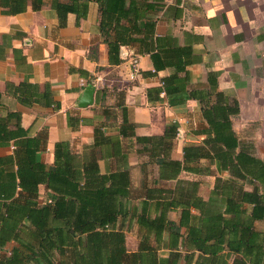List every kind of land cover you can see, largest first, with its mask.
<instances>
[{
    "label": "crops",
    "instance_id": "0c3cea01",
    "mask_svg": "<svg viewBox=\"0 0 264 264\" xmlns=\"http://www.w3.org/2000/svg\"><path fill=\"white\" fill-rule=\"evenodd\" d=\"M45 1L38 11L28 7L17 14L0 13V116L7 112L20 116L27 136L40 138L35 159L46 166L53 162L55 142L63 141L82 162L97 157L102 174L126 170L128 216L116 224L124 232L126 251L138 252L148 241L158 258H166L171 252L164 245L168 231L164 229L158 239L154 231L138 224L136 215L148 207L156 217L162 209L155 202L161 200L157 196L170 195L178 179L196 182V193L208 200L217 178L222 182L233 176L210 158L200 159L198 173L181 171L176 179L159 176L150 144L137 142L135 136L162 135L166 126L176 123L170 158L182 160L184 145H207L213 134H207L197 100L169 105L163 93L160 100L148 99L147 89L175 73L187 77L185 84L174 83H182L187 91L208 88L215 80L216 90L225 97L223 106L237 109L229 115L237 148L264 162V0H112L120 10L105 16L100 5L104 0H90L85 17L76 24L70 13L62 27L50 0ZM102 17L111 19L108 39L121 33L125 40L117 64H109ZM118 17L122 21L116 24L112 20ZM172 50L181 54H171ZM181 64L185 71H177ZM134 67L138 72L131 79ZM89 84L94 86L92 103L79 106ZM131 129L135 135L121 133ZM13 151V140L0 145V160ZM5 167L16 171L17 165L13 161ZM3 168L0 161V172ZM237 181L247 192L255 186L258 192L264 189L253 178ZM46 192L40 184L39 202ZM251 207L245 204L247 212ZM180 209H167L166 218L178 222ZM252 228L264 232V217L255 219ZM129 238L134 239L132 248ZM183 257L176 264H185ZM233 257H227L228 264Z\"/></svg>",
    "mask_w": 264,
    "mask_h": 264
},
{
    "label": "trees",
    "instance_id": "16d2710c",
    "mask_svg": "<svg viewBox=\"0 0 264 264\" xmlns=\"http://www.w3.org/2000/svg\"><path fill=\"white\" fill-rule=\"evenodd\" d=\"M89 4L90 0L49 1L60 27L67 24L70 13L75 15L77 24L87 14ZM45 5V0H0V13L17 14L28 7L38 11ZM100 5L104 16L105 12L120 10L112 0ZM112 21L118 24L122 19ZM110 23L108 17L100 19L112 65L121 61L119 48L125 40L121 33L108 39L106 28ZM172 51L171 54H181ZM176 68L185 71L184 64ZM186 78L177 73L164 78L160 86L147 89L148 99L160 100L163 93L169 105L197 100L212 139L206 140L207 145H184L182 160L170 158L176 123L166 126L162 135L135 136V140L150 144V155L162 178L176 179L181 171L198 173L202 158L213 159L218 169L229 171L235 178L222 182L217 178L208 200L196 193V182L178 179L170 195L157 196L161 200L155 202L162 209L156 217L149 214L148 207L136 215L138 224L154 231L158 239L164 229L168 231L164 245L170 255L158 258L156 248L148 241L139 245L138 252L127 253L124 232L116 227L119 220L128 216L126 170L102 174L97 157L82 162L63 141L55 142L53 162L46 166L35 159L40 138L28 137L20 126V116L7 112L0 116V145L13 140L14 151L12 156L0 160L4 166L0 172V264H176L183 256L185 264H228L229 255L234 256L231 264H264V232L252 228L255 219L264 217V189L258 192L255 186L247 192L237 181L249 177L264 186V162L245 148H237L229 117L237 109L223 106L225 97L216 90L215 80L209 81L208 88L189 91L182 83L174 85L176 81L185 84ZM179 92L186 94H176ZM121 133L135 135L133 129ZM13 161L16 171L5 167ZM40 184L47 189L42 202L38 200ZM245 204L252 205L249 212ZM172 207L181 208L178 222L165 216ZM129 213L130 218L133 212ZM9 243L13 244L7 249Z\"/></svg>",
    "mask_w": 264,
    "mask_h": 264
},
{
    "label": "water",
    "instance_id": "95a60500",
    "mask_svg": "<svg viewBox=\"0 0 264 264\" xmlns=\"http://www.w3.org/2000/svg\"><path fill=\"white\" fill-rule=\"evenodd\" d=\"M94 91V86L89 84L84 90L82 96L79 98L78 105L79 106H87L92 103V93Z\"/></svg>",
    "mask_w": 264,
    "mask_h": 264
},
{
    "label": "built area",
    "instance_id": "2783aa9c",
    "mask_svg": "<svg viewBox=\"0 0 264 264\" xmlns=\"http://www.w3.org/2000/svg\"><path fill=\"white\" fill-rule=\"evenodd\" d=\"M137 72H138L137 69L134 67V68L131 70L130 78L133 79Z\"/></svg>",
    "mask_w": 264,
    "mask_h": 264
},
{
    "label": "rangeland",
    "instance_id": "374dc122",
    "mask_svg": "<svg viewBox=\"0 0 264 264\" xmlns=\"http://www.w3.org/2000/svg\"><path fill=\"white\" fill-rule=\"evenodd\" d=\"M134 245V239L129 238V247L132 248Z\"/></svg>",
    "mask_w": 264,
    "mask_h": 264
}]
</instances>
